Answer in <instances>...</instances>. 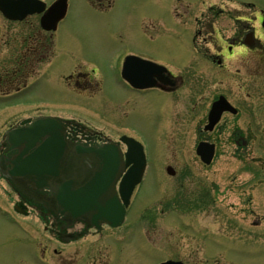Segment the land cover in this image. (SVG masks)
I'll list each match as a JSON object with an SVG mask.
<instances>
[{"label":"flooded vegetation","instance_id":"obj_1","mask_svg":"<svg viewBox=\"0 0 264 264\" xmlns=\"http://www.w3.org/2000/svg\"><path fill=\"white\" fill-rule=\"evenodd\" d=\"M54 1H47V7ZM87 1L98 11L112 6V0ZM203 4L202 8L188 5L183 13L177 14L180 27L177 53L171 58L174 65L169 66L163 55L140 42L114 32L109 35L120 40L101 46L98 54H90L87 61L75 60L80 65L70 71L68 48L60 29L65 17L46 27L42 17L47 8L23 19H10L0 9V103L10 113L6 118V121L10 118L8 126L0 127V151L4 148L5 130L21 120L16 117L19 111L28 112L26 116L52 115L65 119L71 126L70 136L81 141L114 142L121 147L124 136L141 141L146 138L144 105L153 99L154 92H163L168 97L166 128L168 135L169 130L175 134L166 135L168 145L187 143L195 150L200 141L212 142L216 148L211 165L218 144L226 129H230L228 139L242 150L250 139L244 130L264 129V8L253 0H213ZM142 32L146 35L145 30ZM100 59L121 62V82L110 96L101 94L104 80L96 66L88 68L81 64H96ZM126 60H130L127 75L133 81L122 75ZM147 61L155 64L149 66ZM149 77L152 85L146 84ZM43 85L45 88L41 89ZM68 90L74 94L76 109L67 114ZM40 91L44 97L36 101L31 95ZM221 96L235 109L224 110L219 121L208 130L210 110ZM191 156L194 160L198 157L196 153ZM173 160L163 167L171 165L176 174H191V170L179 169L175 163L188 159ZM261 160L264 159L260 156L255 158L257 172ZM149 170L145 169L144 179ZM127 171L124 169L122 173ZM211 193L208 186L173 193L168 205L175 207L177 203L184 212L195 207L208 209L214 201ZM13 194L15 200L10 205L28 226L23 231H26L29 264H159L178 259V255L163 256L162 237L148 227L157 220V214L156 217L151 212L145 215L146 209L136 221H129L126 216L119 226L103 223L97 228L82 219L55 215L17 192ZM133 196L127 214L134 204ZM156 197V204L162 205L163 191ZM29 218L38 220L41 232H32L35 224Z\"/></svg>","mask_w":264,"mask_h":264},{"label":"rangeland","instance_id":"obj_2","mask_svg":"<svg viewBox=\"0 0 264 264\" xmlns=\"http://www.w3.org/2000/svg\"><path fill=\"white\" fill-rule=\"evenodd\" d=\"M211 1L112 0L109 9L98 11L87 0H68L67 15L60 24L69 54L67 69L70 71L80 65L75 60L87 61L90 54H98L101 46L120 40L109 35L114 32L163 55L165 63L172 66L171 58L177 53L180 27L177 14L183 13L188 5L202 8L203 3ZM253 2L264 8V0ZM142 30L146 31V35ZM81 64L88 68L96 66L97 72L103 75L101 94L110 96L112 90L119 86L120 61L100 59L96 64ZM44 88L45 85L41 89ZM43 91L31 96L38 101L37 98L44 97ZM67 97L68 114L76 107L73 106L75 98L70 90ZM152 98L143 109L144 144L150 170L139 186L127 219L136 221L135 218L147 207L150 209L145 215L151 212L156 217L157 214V220H153L148 227L162 237L165 258L172 254L193 264H264V160L260 162L259 172L255 162L257 156L264 159V129L244 130L250 139L242 150L228 139L231 130L226 129L214 162L207 166L198 157L195 156V160L192 158L191 154H195L192 145L167 144L165 120L168 112L165 103L168 97L163 92H154ZM9 114L0 103V127L8 126L10 118L7 121L6 118ZM28 114L19 111L16 117ZM168 124L172 128V121ZM169 132L168 137L175 136L173 131ZM175 157L189 160L175 163L179 169L191 170V174L179 172L170 175L164 170V164L174 162ZM203 186L212 191L214 201L210 208L195 207L184 212L177 203L175 207L168 205L173 193ZM160 191L164 195L162 205L155 203ZM14 200L13 192L0 179V264H29L24 221L16 216L9 204ZM181 217L189 226L182 222ZM29 221L35 224L32 232L42 231L37 219L29 218Z\"/></svg>","mask_w":264,"mask_h":264},{"label":"water","instance_id":"obj_3","mask_svg":"<svg viewBox=\"0 0 264 264\" xmlns=\"http://www.w3.org/2000/svg\"><path fill=\"white\" fill-rule=\"evenodd\" d=\"M30 2L23 7L6 6L5 12L11 17H22L44 6L39 0ZM65 9L66 0H58L52 6L54 22ZM151 83L150 79L147 85ZM223 109L226 107L220 103L213 108L211 127ZM22 124L7 133L6 155L0 159L3 175L28 198L55 213L88 219L90 223L105 220L117 224L124 210L115 189V180L120 169L132 164L130 170L133 174L125 175L120 183V193L126 199L145 168L141 144L128 141L124 162L123 154L114 144L90 146L68 140L67 124L56 118L37 117L24 120ZM197 152L206 163H210L214 145L201 142Z\"/></svg>","mask_w":264,"mask_h":264}]
</instances>
